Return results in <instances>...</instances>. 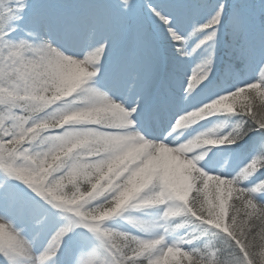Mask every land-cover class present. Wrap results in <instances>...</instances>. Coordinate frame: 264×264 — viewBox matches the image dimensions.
<instances>
[{
    "label": "snow or ice",
    "instance_id": "snow-or-ice-1",
    "mask_svg": "<svg viewBox=\"0 0 264 264\" xmlns=\"http://www.w3.org/2000/svg\"><path fill=\"white\" fill-rule=\"evenodd\" d=\"M0 264H264V0H0Z\"/></svg>",
    "mask_w": 264,
    "mask_h": 264
}]
</instances>
